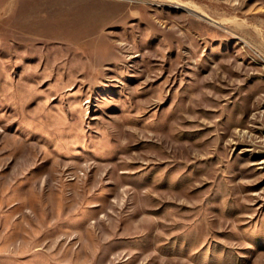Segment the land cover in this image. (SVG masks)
<instances>
[{
	"label": "rangeland",
	"instance_id": "obj_1",
	"mask_svg": "<svg viewBox=\"0 0 264 264\" xmlns=\"http://www.w3.org/2000/svg\"><path fill=\"white\" fill-rule=\"evenodd\" d=\"M0 264H264V0H0Z\"/></svg>",
	"mask_w": 264,
	"mask_h": 264
},
{
	"label": "bare ground",
	"instance_id": "obj_2",
	"mask_svg": "<svg viewBox=\"0 0 264 264\" xmlns=\"http://www.w3.org/2000/svg\"><path fill=\"white\" fill-rule=\"evenodd\" d=\"M182 4V3H181ZM187 9H189L190 11H193V12H195V13H199L198 11H196V9L194 8V9H191V8H189V7H186ZM199 14H201V13H199ZM203 15V14H202ZM203 16H205V15H203Z\"/></svg>",
	"mask_w": 264,
	"mask_h": 264
}]
</instances>
